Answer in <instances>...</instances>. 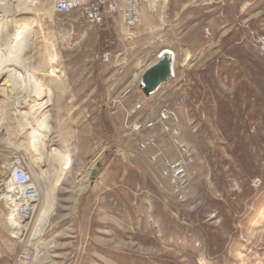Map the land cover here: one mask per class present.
<instances>
[{
    "label": "rangeland",
    "instance_id": "obj_1",
    "mask_svg": "<svg viewBox=\"0 0 264 264\" xmlns=\"http://www.w3.org/2000/svg\"><path fill=\"white\" fill-rule=\"evenodd\" d=\"M56 1L0 0V167L24 162L43 197L20 231L0 207V264L22 251L33 264H264V81L231 53H264V0L211 3L181 24L158 0L133 28L121 15L93 26L87 0L57 14ZM163 49L174 75L145 97L140 78ZM161 110L182 149L161 124L143 128ZM90 131L98 148H85Z\"/></svg>",
    "mask_w": 264,
    "mask_h": 264
},
{
    "label": "built area",
    "instance_id": "obj_2",
    "mask_svg": "<svg viewBox=\"0 0 264 264\" xmlns=\"http://www.w3.org/2000/svg\"><path fill=\"white\" fill-rule=\"evenodd\" d=\"M158 0H87L84 4L86 17L90 24L95 27H100L104 24L106 18H113L121 15L123 24L127 28H133L140 23L141 5H145L148 10L157 5ZM82 4L77 0H57L54 4V12L57 14H65L74 9H80ZM258 44L262 51H264V36L258 40ZM111 57V52L108 50L103 52L101 58L103 61H108ZM142 103H139L136 108H140ZM175 116L166 111L161 110L156 121L148 122L143 125V128H153L157 123L163 126V131L166 133L175 148L182 149V145L178 139V131L171 130L169 126L164 123L172 121ZM142 126L138 125L137 128ZM153 146V144L151 143ZM141 148H144L141 146ZM9 171L6 173L4 168L0 167V185L5 183V187L14 196L12 203L15 208L13 211L17 221L26 224L32 217V212L36 206V199L38 197V189L33 184V176L31 168L19 159L13 161L9 166ZM173 166L172 169H176ZM178 172L174 175L175 178ZM4 181V182H3ZM9 264H33L32 256L22 251L16 254Z\"/></svg>",
    "mask_w": 264,
    "mask_h": 264
},
{
    "label": "crops",
    "instance_id": "obj_3",
    "mask_svg": "<svg viewBox=\"0 0 264 264\" xmlns=\"http://www.w3.org/2000/svg\"><path fill=\"white\" fill-rule=\"evenodd\" d=\"M198 0H173L172 3H171V9H172V13L174 14L175 16V20L177 21V23L181 24L182 22H184L185 19H189L191 17V12L194 13V12H198V10L202 9L200 13H205L207 12L209 9H206V5H211V3H214L216 5H223V2L222 0H203V2L201 3V6H199L200 4L197 3ZM145 5H141V14L144 12L145 10ZM147 9V8H146ZM184 10L188 11L189 14L186 15V17H182L180 18L178 15H179V12H183ZM199 13V14H200ZM119 17V16H118ZM193 17H196V16H193ZM204 18H202L203 20ZM183 20V21H182ZM123 23V22H122ZM198 23V22H196ZM172 52V51H171ZM2 73H3V67H2ZM100 71L99 69L96 71V86L98 88V75H99ZM0 133H4V135H6L8 133V127L6 125H0ZM34 145V150H36V142L33 143ZM81 147V143H79L78 145L75 143L74 144V147L73 148H80ZM85 148H98V132L96 131L95 133V140H93V133L92 131H90L89 135H87L86 137V146ZM97 162H98V159H97ZM97 171V174H96V177L93 181L90 182L91 184V191L93 193H95V197L98 199V195H99V184H100V177H99V168L98 166L94 169ZM83 183V182H82ZM93 196V195H92ZM96 198H93V201L96 199ZM42 199L43 197L41 196V206H42ZM99 200V199H98ZM5 208H7V205H8V202L7 204L0 200V207H2V209H4L3 206H5Z\"/></svg>",
    "mask_w": 264,
    "mask_h": 264
},
{
    "label": "trees",
    "instance_id": "obj_4",
    "mask_svg": "<svg viewBox=\"0 0 264 264\" xmlns=\"http://www.w3.org/2000/svg\"><path fill=\"white\" fill-rule=\"evenodd\" d=\"M106 40L108 41V34L102 31L99 34L98 52L101 54L106 50ZM228 49V48H226ZM232 55L238 58L239 61L248 62L251 65L250 71L252 75L264 81V53L254 48H240L238 46L233 47L231 51ZM205 73V72H204ZM99 87V85H98ZM106 125V124H105ZM264 144V137L262 139ZM237 154L240 157L241 164L246 167L245 175L247 177L261 176V171L253 165L250 160V153L247 150H237ZM260 164L264 166V152L260 157Z\"/></svg>",
    "mask_w": 264,
    "mask_h": 264
},
{
    "label": "water",
    "instance_id": "obj_5",
    "mask_svg": "<svg viewBox=\"0 0 264 264\" xmlns=\"http://www.w3.org/2000/svg\"><path fill=\"white\" fill-rule=\"evenodd\" d=\"M172 57L169 53L163 52L159 54L158 60L147 67L141 78L140 88L145 97L153 95L164 83L172 76ZM97 171H91L90 180L93 181Z\"/></svg>",
    "mask_w": 264,
    "mask_h": 264
},
{
    "label": "bare ground",
    "instance_id": "obj_6",
    "mask_svg": "<svg viewBox=\"0 0 264 264\" xmlns=\"http://www.w3.org/2000/svg\"><path fill=\"white\" fill-rule=\"evenodd\" d=\"M163 52H167V53H169L170 55H171V57H172V62H173V64H172V76L174 75V53L173 52H171L170 50H168V49H163V50H161L159 53H158V55H157V58L159 57V54L160 53H163ZM4 182V181H3ZM35 183V182H34ZM33 183V184H34ZM35 186H36V188L38 189V197H37V199H36V206H35V209L33 210V212H32V217H31V219H30V221H32V219L35 217V215H36V210H37V208L39 207V205H40V201H41V191L39 190V188H38V186H37V184L35 183L34 184ZM1 186L2 187H4L3 189H2V192H3V201L7 204V202H8V205H7V207L9 208L8 209V213H9V216H11V219H10V221H11V223L14 225V227L16 228V230L17 231H20V229H21V224H22V222H20V221H17L16 220V217H15V213H14V211H13V208H15V206H13L12 205V203L14 202V196H13V194H11L10 193V191L5 187V183H3V184H1ZM13 201V202H12ZM6 206V205H5Z\"/></svg>",
    "mask_w": 264,
    "mask_h": 264
}]
</instances>
